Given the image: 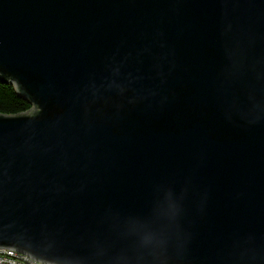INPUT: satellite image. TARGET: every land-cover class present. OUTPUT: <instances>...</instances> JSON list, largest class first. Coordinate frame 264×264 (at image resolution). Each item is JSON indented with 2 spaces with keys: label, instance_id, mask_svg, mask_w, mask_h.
Listing matches in <instances>:
<instances>
[{
  "label": "water",
  "instance_id": "1",
  "mask_svg": "<svg viewBox=\"0 0 264 264\" xmlns=\"http://www.w3.org/2000/svg\"><path fill=\"white\" fill-rule=\"evenodd\" d=\"M0 79V248L264 264V0H0Z\"/></svg>",
  "mask_w": 264,
  "mask_h": 264
},
{
  "label": "trees",
  "instance_id": "2",
  "mask_svg": "<svg viewBox=\"0 0 264 264\" xmlns=\"http://www.w3.org/2000/svg\"><path fill=\"white\" fill-rule=\"evenodd\" d=\"M32 105L15 90L13 84L0 79V113L19 114L30 110Z\"/></svg>",
  "mask_w": 264,
  "mask_h": 264
},
{
  "label": "built area",
  "instance_id": "3",
  "mask_svg": "<svg viewBox=\"0 0 264 264\" xmlns=\"http://www.w3.org/2000/svg\"><path fill=\"white\" fill-rule=\"evenodd\" d=\"M0 264H47L15 249L0 248Z\"/></svg>",
  "mask_w": 264,
  "mask_h": 264
}]
</instances>
